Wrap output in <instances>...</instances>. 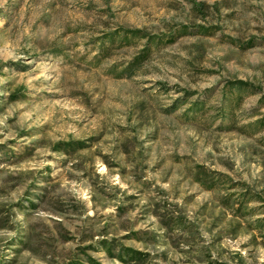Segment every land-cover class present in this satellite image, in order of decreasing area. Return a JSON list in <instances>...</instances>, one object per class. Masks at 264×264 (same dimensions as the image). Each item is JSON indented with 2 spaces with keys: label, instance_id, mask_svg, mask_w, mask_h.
Here are the masks:
<instances>
[{
  "label": "rangeland",
  "instance_id": "rangeland-1",
  "mask_svg": "<svg viewBox=\"0 0 264 264\" xmlns=\"http://www.w3.org/2000/svg\"><path fill=\"white\" fill-rule=\"evenodd\" d=\"M196 1L0 0V264H264V0Z\"/></svg>",
  "mask_w": 264,
  "mask_h": 264
},
{
  "label": "trees",
  "instance_id": "trees-1",
  "mask_svg": "<svg viewBox=\"0 0 264 264\" xmlns=\"http://www.w3.org/2000/svg\"><path fill=\"white\" fill-rule=\"evenodd\" d=\"M191 3L193 4V6L195 7V9H197L198 12H203L205 4L204 2L201 1H196V0H190ZM140 30H125L122 34L123 38H127V37H141V38H145L147 37L146 34H140ZM3 63H0V69L3 67ZM264 121V117L260 118L257 122H263ZM253 124V123H252ZM264 128V124L261 126L260 129ZM128 260L130 264H142L143 262V258L139 256V254L137 252H133L131 254H128Z\"/></svg>",
  "mask_w": 264,
  "mask_h": 264
}]
</instances>
